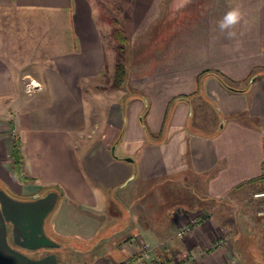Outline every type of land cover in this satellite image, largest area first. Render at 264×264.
Listing matches in <instances>:
<instances>
[{
  "label": "crops",
  "instance_id": "obj_1",
  "mask_svg": "<svg viewBox=\"0 0 264 264\" xmlns=\"http://www.w3.org/2000/svg\"><path fill=\"white\" fill-rule=\"evenodd\" d=\"M232 9L229 38L218 22ZM148 15L154 26H123L133 92L94 125L83 95L116 61L92 2L0 0V98L27 77L45 96L0 118V264H254L264 218L246 197L264 184V0H154Z\"/></svg>",
  "mask_w": 264,
  "mask_h": 264
},
{
  "label": "rangeland",
  "instance_id": "obj_2",
  "mask_svg": "<svg viewBox=\"0 0 264 264\" xmlns=\"http://www.w3.org/2000/svg\"><path fill=\"white\" fill-rule=\"evenodd\" d=\"M96 12V17L98 19L99 29H100V37L102 39V43L106 52L107 59L114 58L115 61L118 58V49L117 42L115 37L113 36L112 30L114 26H138L139 22L145 23L147 20L151 23V26H154L155 19H150L149 13H152L154 8V0H90ZM151 8V9H150ZM148 22V23H149ZM149 23V24H150ZM15 33L16 31H12ZM142 47L139 46L138 41L136 40L132 46L133 54H139V50ZM126 46L124 50L120 52V59L122 61V57L127 53ZM128 54V53H127ZM21 58V56H19ZM38 64L35 66L37 69ZM114 78V72L110 71L107 65H105L101 78L99 79L98 86L90 87L87 90V94L83 95L84 100L86 102V114L88 119L93 122L94 125L97 124L101 115V109L104 106L111 105L112 101L114 102V108H117V104L119 103L121 96L122 98H127L133 91L128 85H124L126 80H123V83L120 86H113L112 81ZM32 79L20 78L21 86L24 88L23 92L17 95L11 96H2L0 98V118L2 121L8 122L9 119L13 116L12 109L13 106L26 105L28 103H37L43 101L45 98L44 95L35 94L32 85L30 82ZM125 87V88H124ZM124 88V89H123ZM121 91L122 95H121ZM107 103V104H106ZM14 140L15 136L12 134ZM263 193V194H262ZM246 200L249 201V208L253 209L254 215L259 218H264V184L261 189L254 190L249 193L246 197ZM201 213L198 215H193L190 218H199L202 216ZM201 222H194L190 225V230L196 224ZM221 241H227L226 238H221ZM249 244V243H248ZM247 244V246H248ZM261 247L255 246L252 251L247 254L250 262L254 264H264V235L262 239ZM245 249V248H244ZM142 255L145 256L144 247L142 246ZM152 248L149 246V250L147 253V257L151 252ZM134 257H127L124 262H119L117 264H125L128 260L133 259ZM187 259V258H186ZM185 259V260H186ZM154 260V259H153ZM152 260V261H153ZM158 262L161 261V258L157 256ZM185 260H182L185 261ZM162 262V261H161ZM176 264L181 263V261H176Z\"/></svg>",
  "mask_w": 264,
  "mask_h": 264
},
{
  "label": "trees",
  "instance_id": "obj_3",
  "mask_svg": "<svg viewBox=\"0 0 264 264\" xmlns=\"http://www.w3.org/2000/svg\"><path fill=\"white\" fill-rule=\"evenodd\" d=\"M112 33L117 42V49H118V58L116 59V62H115L114 78L112 81V85L120 86L123 83L124 75H125V69L120 59V56H121L120 52L124 50V47L128 43V38L122 26H114ZM215 73L225 86L230 87L227 80L219 72H215ZM180 97L185 98L186 96H180ZM180 97L176 99H179ZM140 120H141L142 125H144L145 127L143 115L140 118ZM18 145H19L18 140L14 141L13 148H12V154H11L12 159H13L12 172L17 178L24 179V176L22 174V169H21L22 156L18 148ZM262 170L263 171H262L261 178H264V165H263Z\"/></svg>",
  "mask_w": 264,
  "mask_h": 264
},
{
  "label": "clouds",
  "instance_id": "obj_4",
  "mask_svg": "<svg viewBox=\"0 0 264 264\" xmlns=\"http://www.w3.org/2000/svg\"><path fill=\"white\" fill-rule=\"evenodd\" d=\"M241 20V13L238 9H232L226 12L223 18L218 22V26L221 31L229 30L228 36L232 38L236 35L234 31H231Z\"/></svg>",
  "mask_w": 264,
  "mask_h": 264
},
{
  "label": "built area",
  "instance_id": "obj_5",
  "mask_svg": "<svg viewBox=\"0 0 264 264\" xmlns=\"http://www.w3.org/2000/svg\"><path fill=\"white\" fill-rule=\"evenodd\" d=\"M30 84L32 86H34V81H31ZM263 194V193H262ZM208 219V214H202V216L199 218H189V220L185 223H181L178 225L177 229H176V236L182 238L185 237L189 232H190V225L194 222H204L207 221ZM144 247V254L145 256H147L148 250H149V245L147 243L143 244ZM126 264V263H125ZM179 264H187L185 261L179 263Z\"/></svg>",
  "mask_w": 264,
  "mask_h": 264
},
{
  "label": "water",
  "instance_id": "obj_6",
  "mask_svg": "<svg viewBox=\"0 0 264 264\" xmlns=\"http://www.w3.org/2000/svg\"><path fill=\"white\" fill-rule=\"evenodd\" d=\"M124 159H125V160H131V158H130V157H124Z\"/></svg>",
  "mask_w": 264,
  "mask_h": 264
}]
</instances>
